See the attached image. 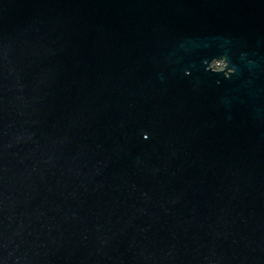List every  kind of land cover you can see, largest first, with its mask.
I'll return each mask as SVG.
<instances>
[{"label":"water","instance_id":"95a60500","mask_svg":"<svg viewBox=\"0 0 264 264\" xmlns=\"http://www.w3.org/2000/svg\"><path fill=\"white\" fill-rule=\"evenodd\" d=\"M0 264H264V0H0Z\"/></svg>","mask_w":264,"mask_h":264}]
</instances>
